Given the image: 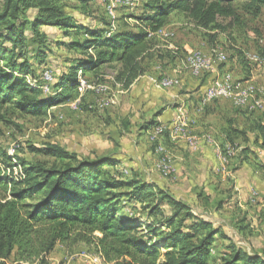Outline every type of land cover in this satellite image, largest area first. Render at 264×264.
<instances>
[{"label":"rangeland","instance_id":"1","mask_svg":"<svg viewBox=\"0 0 264 264\" xmlns=\"http://www.w3.org/2000/svg\"><path fill=\"white\" fill-rule=\"evenodd\" d=\"M146 1L149 0H122L114 4L111 0H66V10L74 14L76 23L87 24L88 27H102L107 21L108 34H111L119 30L141 29L144 24L133 16L142 15ZM240 3L239 18L219 17L218 28L199 26L186 13L172 11L163 27L171 35L149 34V48L140 58L143 73L127 87L116 80L119 66L115 62L105 63L95 71L83 73L78 70L77 80L85 81L82 88L78 85L53 87L62 74L69 72L70 62L66 60L87 55L65 46H55L54 41L82 40L88 35L72 32L66 37L62 35L63 28L48 26L47 51L34 59L32 72L25 76L39 90L40 99L51 102L54 96L60 95L62 100L45 104L39 112L14 109V113L13 110L5 113L9 124L1 125L0 148L7 156H0L1 174L8 180L22 179L23 161L60 166L70 161L69 155L73 157L72 162L110 157L118 161L116 166H104L112 174L123 180L146 183L151 190L172 196L186 204L195 217L208 221L219 230L211 246L212 264H217L225 256L228 244L264 259V147L257 142L252 126L242 127L245 131L242 134L237 129L236 142L232 144L224 141L226 133L220 130L216 120L209 127L193 114L195 118L190 115L184 126L186 134L165 130L151 137L155 125L171 123L159 120L169 101L177 102L179 93L193 91L192 87L186 90L185 75H189V69L184 56L187 52L199 51L203 55L225 52L227 61L213 67L227 66L224 70L237 77L231 76L234 86L238 84L236 81L249 79L247 73L258 64L251 62L245 53L264 55V9L257 16H252ZM167 45L177 52H171ZM90 50L95 52L94 48ZM157 76H175L183 82L177 86H161L159 79L155 84L148 80ZM251 82L257 86L251 84L253 96L256 98L257 95L261 103L258 112L253 113L264 115V90L261 93L258 89L264 86V82L261 86L257 80ZM244 90L247 88L234 87L231 96L235 100L226 98L230 102H226L225 111L231 114L232 108L235 111V107H244L238 103L239 96H235ZM179 113L184 112L180 111L176 116ZM189 137H193V141ZM226 143L233 146V153L224 162L219 153H223ZM53 146L60 147L68 156L61 158L47 153L46 150ZM243 148H246L245 153L241 151ZM236 165L239 166L234 170ZM129 188L123 187L118 191H128ZM159 197L161 195L157 193L145 203L153 206ZM119 199L122 213L130 219L145 222L160 219V216L149 214V208L143 209L144 204L137 200L126 196ZM161 206L167 214L174 209L168 205ZM95 253L98 252L93 245L79 241L65 248L62 259L77 262L83 254ZM0 264H15L14 256Z\"/></svg>","mask_w":264,"mask_h":264},{"label":"trees","instance_id":"2","mask_svg":"<svg viewBox=\"0 0 264 264\" xmlns=\"http://www.w3.org/2000/svg\"><path fill=\"white\" fill-rule=\"evenodd\" d=\"M238 3L252 16L264 9V0H149L142 6L144 13L133 17L149 33L164 27L175 10L186 13L199 26L218 28L219 17L239 18ZM66 4V0H0V132L2 124H9L8 111L39 112L45 104L62 100L60 95L52 103L40 99L39 90L25 76L32 72L34 59L47 51L48 26L63 28L66 37L72 32L88 35L82 40L54 41L55 46L87 55L66 60L69 72L53 87L79 86L78 70L95 71L108 62L118 64L116 80L126 87L143 73L140 58L149 48L145 28L108 34L107 21L94 28L76 23ZM253 130L264 147V125L255 122ZM225 133L228 141L235 142L236 128L229 126ZM241 151L245 153L246 148ZM46 152L68 156L56 146ZM1 155L7 156L0 148ZM67 158L70 161L60 166L23 161L24 177L19 180H8L0 169V262L13 255L15 264H51L48 255L57 244L70 248L83 241L93 245L109 264H212L211 246L219 230L195 217L186 204L151 190L146 183L120 179L104 168L116 166V159L100 156L72 162L71 155ZM123 187L130 188L118 191ZM157 193L161 195L158 202L148 206L145 201ZM120 196L141 202L143 209L149 208V214L160 219L128 218L122 213ZM161 205L174 209L167 214ZM225 251L217 264H264V259L234 244H228Z\"/></svg>","mask_w":264,"mask_h":264},{"label":"crops","instance_id":"3","mask_svg":"<svg viewBox=\"0 0 264 264\" xmlns=\"http://www.w3.org/2000/svg\"><path fill=\"white\" fill-rule=\"evenodd\" d=\"M30 13H33V10H30ZM130 17V16H129ZM187 48V45H185ZM168 49H171V52L176 53L177 49L173 48L171 45H167ZM220 65L215 66L212 70L204 73L200 77H195L190 74L188 71L189 75H185V79L187 80L186 84V90H190L192 87L193 91L190 93H185L181 94L179 93L177 96V99L179 101L175 102L172 101L168 103L165 109L162 110V114L160 115L159 120H163V122H169L171 119H173L178 112L183 111L187 114V116L190 119V115L194 116L193 114H196V118L198 121H202L206 126L209 125V127L212 126L213 121L216 120V124L220 126V130H222L224 133L226 132V128L229 126L238 129L239 131L243 130L242 127L246 126H252L251 129L253 130V125L255 122H261L264 125V115H258L254 113H250L248 111H258L259 104H256V107L253 108V103H249V99H256L253 96V91L252 88L253 86L257 87L253 82L251 81H256L260 82V86L264 82V67L260 65H255L248 73H247V78H249L248 81H236V83L241 84L237 86H240V88H247L246 92H248V99H246L245 103L242 104L244 107H235L237 108L235 111H233V108L231 110V114H229L228 111H225V108L227 107V101L230 99L231 101L234 102L235 98L234 96L232 97H218L214 98L213 100L207 101L204 103V95L202 94L203 91L205 90L206 85L217 75V78L220 79L224 77L225 73H230V71L224 70L227 68H220ZM226 72H224V71ZM240 71V70H239ZM261 71V73H259ZM224 72V73H223ZM241 72V71H240ZM162 76H157L155 78L149 77L148 80L155 82L160 79ZM172 79L178 80V83L173 84V85H178L179 83H182L183 81L175 76H168ZM235 78V77H234ZM159 84V83H158ZM253 86H252V85ZM161 86H170L167 84H164L163 82H160ZM260 92L263 93L264 86L259 87ZM234 92V91H233ZM241 93L236 94L235 96H239ZM189 95V97H187ZM172 96V95H171ZM175 98V97H174ZM228 98V99H226ZM184 102L186 107L184 106ZM230 102V101H229ZM248 102V103H247ZM177 104H181L180 106H176ZM248 104V105H246ZM262 108V107H261ZM179 109V111H178ZM246 109V110H245ZM228 110V109H227ZM248 110V111H247ZM191 111V112H190ZM201 117V118H199ZM215 117V118H213ZM195 118V116H194ZM196 121V119H195ZM211 122V123H209ZM253 124V125H252ZM255 131V130H253ZM256 132V131H255ZM257 134V132H256ZM224 141L230 142L227 140V138H224ZM236 142V140L234 139ZM235 142H232V144H235ZM231 143V142H230ZM229 143V144H230ZM227 144V143H226ZM233 147V146H232ZM207 149V148H205ZM221 154V155H220ZM219 158L226 162L227 160L224 159L222 152L219 153ZM229 158V157H228ZM217 170H220L219 167ZM210 183V182H209ZM65 250V247L61 244H57L54 248V250L48 255V260L50 261L51 264H87L88 263V254H83L82 257H80V260L77 262H69V261H63L62 259V252Z\"/></svg>","mask_w":264,"mask_h":264},{"label":"built area","instance_id":"4","mask_svg":"<svg viewBox=\"0 0 264 264\" xmlns=\"http://www.w3.org/2000/svg\"><path fill=\"white\" fill-rule=\"evenodd\" d=\"M109 8H113V7H109ZM161 28H163V27H161ZM163 29L166 33H169V35H171L170 32H167L165 30V28H163ZM247 54H248V57L254 58L255 61L258 62V65H260V64H262V62H264V58H260V54H258V53L247 52ZM185 57H187L188 65L191 67V72L193 73V76H195V77H200V76H202L203 73L208 72V71L213 69L209 60L202 59V53H194V51H189V52H187ZM220 57H221L222 61H225V62L227 61V56H226L225 52H222V54H220ZM230 76H234V74H232L231 71H230ZM236 78L237 77H235V79ZM159 80L160 81H158V82L167 83L168 82V76H163ZM84 83H85V81H84ZM234 87H239V86H228L227 83L220 82L219 79L217 78V75H216L206 85L205 90L202 93L204 95V103L207 101L213 100V99H211V97H209V89H220L221 97H226V96H229V92ZM239 102H242V99H239ZM249 103H257V104H259V107L261 104L260 100H258L257 95H256V99H249ZM246 105H248V104H246ZM254 112H256V111H254ZM171 121H173V119H171ZM183 123H186V117H185ZM160 126H163V123L161 125H158L156 130H160ZM172 133L173 134H180L179 133V127H176L174 125V130L172 131ZM87 264H109V263H107L105 261V259L101 253H95L92 255H88V263Z\"/></svg>","mask_w":264,"mask_h":264},{"label":"bare ground","instance_id":"5","mask_svg":"<svg viewBox=\"0 0 264 264\" xmlns=\"http://www.w3.org/2000/svg\"><path fill=\"white\" fill-rule=\"evenodd\" d=\"M122 1V0H121ZM120 0H111V3H118V2H121ZM110 5V4H109ZM112 6V4H111ZM156 33H161L166 36L169 37V33H166L164 32V29L161 28V29H158V31L154 32V33H151V34H156ZM150 34V33H149ZM159 36V35H158ZM161 36V35H160ZM216 51V50H214ZM203 52V50H202ZM194 53H201L199 51H194ZM220 52H215L213 54H208V55H203L202 54V59L204 60H209V62L211 63V66L213 67L215 64H219L220 62H222L221 60V57H220ZM247 58L251 61V62H254V63H257L255 61L254 58H251V57H248V54H246ZM260 58H264V56H261L260 55ZM184 61H185V64L187 65L189 71L191 72V67L188 65V61H187V57H184ZM262 66H264V62H262V64H260ZM214 68V67H213ZM192 73V72H191ZM48 74V73H47ZM193 75V73H192ZM47 76V75H46ZM220 82H225L228 84V86H234V81L233 79L231 78V76L229 74H225L224 77L220 78L219 79ZM84 81L83 80H80L79 81V88H82L84 87ZM178 83V80L176 79H172L170 77H168V82L167 83H164V84H167V85H173V84H176ZM233 90L234 88L229 92V96H231L233 94ZM245 91V90H244ZM229 96H226V97H229ZM247 96V97H246ZM209 97H211V99H214V98H218V97H221V91L220 89H209ZM239 99H242V102H239ZM246 99H248V92H243L239 95L238 97V103L240 104H244ZM237 101V100H236ZM248 103V102H247ZM256 104L257 103H253V108L256 107ZM243 106V105H242ZM180 114V113H179ZM186 113H181L180 115L176 116L175 118H173V121H171V123L167 124V125H163V126H160V130H156L157 126L152 130V133H151V137H155L156 135H160L161 133H163L165 130H169L170 132L174 130V125L176 127H179V132H182L183 134H186V130L184 129V126H186V123H183L184 122V119L186 117V121L189 120V117L187 116V114L185 115ZM190 140H193V137H189ZM158 148V147H157ZM156 148V149H157ZM221 153V152H220ZM233 153V147L231 144L227 143L225 144L224 146V151L222 153L224 159L226 160L228 157L231 156V154ZM221 155V154H220ZM163 160V159H162ZM165 161V160H164ZM167 166V165H166ZM162 169V168H161ZM164 170V169H163Z\"/></svg>","mask_w":264,"mask_h":264}]
</instances>
